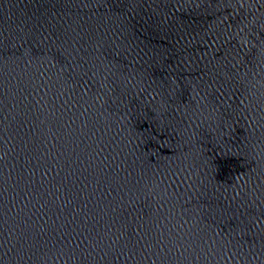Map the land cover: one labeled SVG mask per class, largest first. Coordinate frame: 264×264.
I'll return each mask as SVG.
<instances>
[{
    "label": "water",
    "instance_id": "1",
    "mask_svg": "<svg viewBox=\"0 0 264 264\" xmlns=\"http://www.w3.org/2000/svg\"><path fill=\"white\" fill-rule=\"evenodd\" d=\"M0 264H264V0H0Z\"/></svg>",
    "mask_w": 264,
    "mask_h": 264
}]
</instances>
